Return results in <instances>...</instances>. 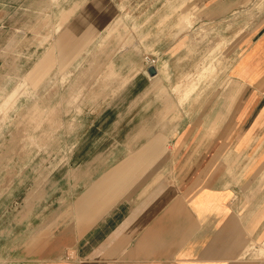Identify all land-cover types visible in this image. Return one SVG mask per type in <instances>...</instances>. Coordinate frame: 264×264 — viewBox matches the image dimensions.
<instances>
[{
    "label": "crops",
    "instance_id": "crops-1",
    "mask_svg": "<svg viewBox=\"0 0 264 264\" xmlns=\"http://www.w3.org/2000/svg\"><path fill=\"white\" fill-rule=\"evenodd\" d=\"M75 69V141L0 264H264V0H0V78Z\"/></svg>",
    "mask_w": 264,
    "mask_h": 264
},
{
    "label": "rangeland",
    "instance_id": "rangeland-1",
    "mask_svg": "<svg viewBox=\"0 0 264 264\" xmlns=\"http://www.w3.org/2000/svg\"><path fill=\"white\" fill-rule=\"evenodd\" d=\"M151 60L154 65L155 59ZM60 73L61 71L53 73L52 86L34 87L31 81L21 77L17 79L15 72L10 71L7 79L0 78V83L6 82L5 85L0 84V238L9 236L11 230L1 231V228L7 223L13 224L17 215L20 221L28 218V213L22 214L23 201L31 199L35 192L42 190L48 183L47 176L50 172L69 156L70 150L57 148L60 143L75 141L74 133H68L66 136L63 133L68 131L64 129L71 130L73 126L78 125V119L71 118V114L82 110L85 102L81 98L86 97L87 87L82 86L81 89L78 85L79 69L71 70V73L67 72L62 76ZM205 73L202 78L199 77V81L206 79L209 73L213 76L211 71L205 70ZM193 76L198 77V71H195ZM60 77L63 83L70 77L67 80L70 85H58ZM169 85L172 87V83ZM184 88H187L186 85ZM40 90L50 94L52 98L60 95L62 98L59 101L37 103L23 101L24 98L32 99V95L39 94ZM92 90L95 88H91ZM50 114H53V118L49 117ZM14 180L16 182L12 187ZM17 185L18 192L14 190L13 194L12 191L4 193ZM16 195H20L19 204L14 201ZM7 206L8 213L4 214Z\"/></svg>",
    "mask_w": 264,
    "mask_h": 264
},
{
    "label": "bare ground",
    "instance_id": "bare-ground-1",
    "mask_svg": "<svg viewBox=\"0 0 264 264\" xmlns=\"http://www.w3.org/2000/svg\"><path fill=\"white\" fill-rule=\"evenodd\" d=\"M193 91V88H190L189 90H187L186 92H185V95L186 96H188L189 94H191V92ZM185 96V97H186ZM183 100V99H182ZM220 110V109H219ZM46 117V116H45ZM45 119V118H44ZM37 122H38V120H37ZM41 122H39V124H40ZM38 124V123H37ZM211 124V123H210ZM38 129V128H37ZM139 136H140V134H139ZM248 153V152H247ZM246 156V155H245ZM253 157V156H252ZM221 158V157H220ZM261 252H263V251H261Z\"/></svg>",
    "mask_w": 264,
    "mask_h": 264
},
{
    "label": "water",
    "instance_id": "water-1",
    "mask_svg": "<svg viewBox=\"0 0 264 264\" xmlns=\"http://www.w3.org/2000/svg\"><path fill=\"white\" fill-rule=\"evenodd\" d=\"M149 72L154 75L156 74V69L154 67L149 68Z\"/></svg>",
    "mask_w": 264,
    "mask_h": 264
}]
</instances>
